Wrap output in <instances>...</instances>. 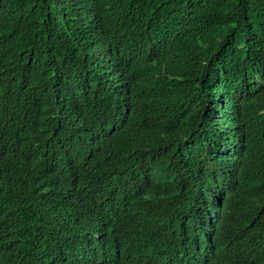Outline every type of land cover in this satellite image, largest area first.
<instances>
[{
	"label": "trees",
	"instance_id": "trees-1",
	"mask_svg": "<svg viewBox=\"0 0 264 264\" xmlns=\"http://www.w3.org/2000/svg\"><path fill=\"white\" fill-rule=\"evenodd\" d=\"M0 264H264V0H0Z\"/></svg>",
	"mask_w": 264,
	"mask_h": 264
}]
</instances>
